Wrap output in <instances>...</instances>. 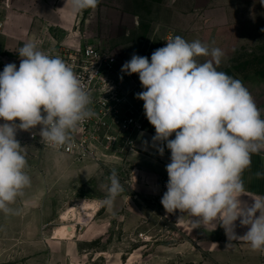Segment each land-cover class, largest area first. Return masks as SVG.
Returning <instances> with one entry per match:
<instances>
[{
  "label": "rangeland",
  "instance_id": "374dc122",
  "mask_svg": "<svg viewBox=\"0 0 264 264\" xmlns=\"http://www.w3.org/2000/svg\"><path fill=\"white\" fill-rule=\"evenodd\" d=\"M41 1L53 0H0V29L9 15L19 21ZM73 19L71 27L32 23L30 30L47 33L45 48L58 49L70 38L96 44L121 66L134 53L150 61L156 49L177 35L190 43L198 40L209 50H222L217 70L242 81L264 119V0H99L95 9ZM26 26L20 20L19 36L29 34ZM209 59L197 57L199 63ZM147 130L155 132L150 123ZM18 141L26 173L32 181L46 178L48 187L32 198L31 212L23 209L27 219L13 221L14 233L1 235L0 264H263L249 244L233 241L226 248L225 237L179 220H187V213H167L161 204L167 181L158 182L150 160L141 163L131 154L121 164L79 162ZM43 160L47 165L41 169ZM113 170L124 189L116 198L123 203L109 214L100 201L107 196ZM83 202L100 204L96 217L78 226L73 239H54L63 214Z\"/></svg>",
  "mask_w": 264,
  "mask_h": 264
},
{
  "label": "clouds",
  "instance_id": "9594fccd",
  "mask_svg": "<svg viewBox=\"0 0 264 264\" xmlns=\"http://www.w3.org/2000/svg\"><path fill=\"white\" fill-rule=\"evenodd\" d=\"M66 3L77 15L95 9L99 0ZM17 52L19 67L9 63L0 72V211L6 215L15 213L11 205L31 183L17 131L40 126L41 141L60 147L94 115L89 92L62 58L31 41ZM200 56L211 59L199 63ZM222 56L219 48L209 50L198 40L190 43L177 35L156 49L150 61L134 53L121 72L138 74L145 90L136 98L144 102L146 118L155 128L152 146L161 156L165 145L171 153L161 198L165 211L187 213V220H179L190 222L192 229L222 227L226 248L242 240L251 250L264 251V196L253 199L251 207L239 199L252 155L264 152V119L242 81L217 70ZM173 133L175 138L169 139ZM256 176L264 179V171ZM108 181L100 203L110 208L124 189L115 170ZM237 220L248 227L243 236L235 233Z\"/></svg>",
  "mask_w": 264,
  "mask_h": 264
},
{
  "label": "built area",
  "instance_id": "2783aa9c",
  "mask_svg": "<svg viewBox=\"0 0 264 264\" xmlns=\"http://www.w3.org/2000/svg\"><path fill=\"white\" fill-rule=\"evenodd\" d=\"M51 56H59L71 66L91 96L89 108L94 115L86 119L64 146L45 148L69 155L76 161H101L121 164L137 150L139 135L146 132V118L139 78L121 72L122 66L105 49L93 43H79L68 39L58 49H43ZM5 65H0V72ZM123 76L121 80L120 77Z\"/></svg>",
  "mask_w": 264,
  "mask_h": 264
},
{
  "label": "crops",
  "instance_id": "0c3cea01",
  "mask_svg": "<svg viewBox=\"0 0 264 264\" xmlns=\"http://www.w3.org/2000/svg\"><path fill=\"white\" fill-rule=\"evenodd\" d=\"M1 8V6H0ZM10 19H8L6 22L3 21V29H0V65L4 64L7 65L9 63H15L17 65V68L20 64V57H13L9 53L17 52L19 47H21L26 42H34L37 44L38 48L40 50L43 49H53V48H45V45L49 43V36L46 32L44 33H31L30 28L32 27V23H34V26L38 28H46L48 25H59L62 27H71L73 26V18L75 15H73L70 11L69 4L66 3V0H59L58 2L50 1H41L39 3H35L32 6H29V12L22 17L20 20H24V22L28 25L26 29H29V34L21 35L17 33L15 30L17 26H19L20 20L15 21L13 19V16L9 15ZM27 33V31H25ZM4 121L0 120V124H3ZM19 123V121H17ZM39 130L40 126H37L35 129H32L30 131H23L18 130L16 134V139L18 140H25L28 141V144H34V146L37 147H43L39 142ZM155 135V132L152 131H146L139 135L138 141H137V150L132 153L133 157L141 161V163L146 162V160H150L151 166L153 169H155V176L158 179V182H166L168 181V175L166 172V165L170 163V150L167 149L165 145V151L163 156H161L155 147L152 146V137ZM175 133L169 139H174ZM147 141V144L145 143ZM43 149L50 150L56 154L66 156L69 159L68 155L56 152L54 150L48 149L43 147ZM150 155V156H147ZM149 157V159H148ZM252 163L249 169L245 170L243 173L242 179L244 181L245 186V192L241 197H239L242 205L251 207L254 203L253 199L259 196H264V179L257 178L256 173L258 171H264V152L261 154H253L251 157ZM47 165V161L43 160V163L40 164V168H45ZM48 185H47V179L40 177L39 181H32L28 187H26L23 190V195L19 196L15 203L11 205V207L15 210L14 214H5L2 211H0V237L4 233L8 235H11L14 233V227L12 225L14 220H25L28 217L24 214L23 209H28V212H31L32 210V198L37 197L39 198L41 193L46 191ZM40 200V199H39ZM37 201L36 203L39 204L40 201ZM28 204V207H26L25 204ZM34 203V202H33ZM123 198L118 197L115 198L112 206L106 207L107 212L109 214H112L113 212L118 209V206L122 205ZM92 205L97 203H90ZM100 205V204H99ZM74 207L71 208L68 212L63 214V223L60 226H57L54 231V239H61V240H71L73 239L76 234L71 238H60L58 236V231L62 225L65 223H75L77 226L83 225L86 223V219H93L96 217L97 213L100 210V206L98 210L94 213L84 210L82 215L80 216L81 222L77 221V215L73 211ZM96 213V214H95ZM44 215V214H43ZM41 216L42 222L45 221V215ZM257 216L259 213L257 212ZM235 233L238 236H243L247 231V226H242L237 220L235 222ZM206 231L212 233L215 236H223L227 239V236L225 234V231L222 227L217 226L215 230L211 226H208L206 228H203ZM77 233V231H76ZM234 242H240V243H246L245 241H234ZM258 253V256L260 258L259 261H263L264 264V251H256Z\"/></svg>",
  "mask_w": 264,
  "mask_h": 264
},
{
  "label": "bare ground",
  "instance_id": "6f19581e",
  "mask_svg": "<svg viewBox=\"0 0 264 264\" xmlns=\"http://www.w3.org/2000/svg\"><path fill=\"white\" fill-rule=\"evenodd\" d=\"M99 204H90L88 202L79 204L77 207H74L73 211L77 215V221L81 222L80 216L82 215L84 210H88L92 213L96 212L99 208ZM100 211V210H99ZM96 214V213H95ZM77 226L75 223H67L62 225L58 231V236L60 238H71L76 234Z\"/></svg>",
  "mask_w": 264,
  "mask_h": 264
}]
</instances>
